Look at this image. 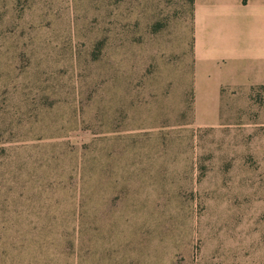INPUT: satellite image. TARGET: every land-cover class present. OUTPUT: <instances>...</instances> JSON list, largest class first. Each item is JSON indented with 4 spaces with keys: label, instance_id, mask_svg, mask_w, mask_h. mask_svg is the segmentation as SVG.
I'll use <instances>...</instances> for the list:
<instances>
[{
    "label": "rangeland",
    "instance_id": "1",
    "mask_svg": "<svg viewBox=\"0 0 264 264\" xmlns=\"http://www.w3.org/2000/svg\"><path fill=\"white\" fill-rule=\"evenodd\" d=\"M195 43L193 0H0V264H264V86Z\"/></svg>",
    "mask_w": 264,
    "mask_h": 264
},
{
    "label": "crops",
    "instance_id": "2",
    "mask_svg": "<svg viewBox=\"0 0 264 264\" xmlns=\"http://www.w3.org/2000/svg\"><path fill=\"white\" fill-rule=\"evenodd\" d=\"M193 26L198 87L210 72L201 59L213 50L233 64L232 74L243 80L235 85L264 86V0H193Z\"/></svg>",
    "mask_w": 264,
    "mask_h": 264
}]
</instances>
